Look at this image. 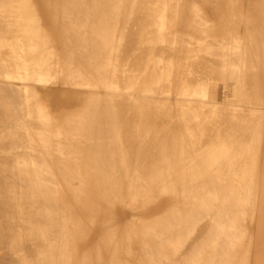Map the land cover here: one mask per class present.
<instances>
[{"label":"bare ground","instance_id":"obj_1","mask_svg":"<svg viewBox=\"0 0 264 264\" xmlns=\"http://www.w3.org/2000/svg\"><path fill=\"white\" fill-rule=\"evenodd\" d=\"M0 264H264V0H0Z\"/></svg>","mask_w":264,"mask_h":264}]
</instances>
